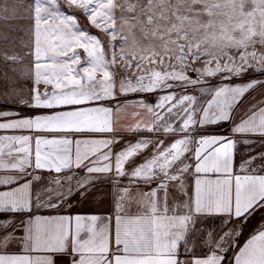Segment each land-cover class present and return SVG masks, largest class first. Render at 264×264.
Segmentation results:
<instances>
[{"label": "snow or ice", "instance_id": "6c2138e0", "mask_svg": "<svg viewBox=\"0 0 264 264\" xmlns=\"http://www.w3.org/2000/svg\"><path fill=\"white\" fill-rule=\"evenodd\" d=\"M0 264H264V0H0Z\"/></svg>", "mask_w": 264, "mask_h": 264}]
</instances>
